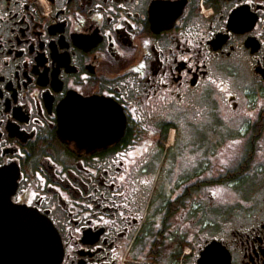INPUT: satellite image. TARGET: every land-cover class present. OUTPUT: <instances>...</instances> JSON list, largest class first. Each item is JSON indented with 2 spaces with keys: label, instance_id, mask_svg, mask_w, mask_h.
Segmentation results:
<instances>
[{
  "label": "flooded vegetation",
  "instance_id": "obj_1",
  "mask_svg": "<svg viewBox=\"0 0 264 264\" xmlns=\"http://www.w3.org/2000/svg\"><path fill=\"white\" fill-rule=\"evenodd\" d=\"M259 4L0 0V168L60 264H264Z\"/></svg>",
  "mask_w": 264,
  "mask_h": 264
},
{
  "label": "water",
  "instance_id": "obj_2",
  "mask_svg": "<svg viewBox=\"0 0 264 264\" xmlns=\"http://www.w3.org/2000/svg\"><path fill=\"white\" fill-rule=\"evenodd\" d=\"M2 169L4 172L0 173V207L5 209L2 210L6 215L3 222L7 228L0 230L3 234L0 236V264H57L59 254L62 258L58 237L32 214L35 210L29 211L24 204L10 203L8 197L10 199L14 190L17 172L12 173L10 167Z\"/></svg>",
  "mask_w": 264,
  "mask_h": 264
},
{
  "label": "snow or ice",
  "instance_id": "obj_3",
  "mask_svg": "<svg viewBox=\"0 0 264 264\" xmlns=\"http://www.w3.org/2000/svg\"><path fill=\"white\" fill-rule=\"evenodd\" d=\"M244 2H245V0H242V3H244ZM251 2H252V0H247V3H251ZM157 3H158V0H153V5H152V7H155V5H156ZM259 6H264V0H260V4L257 5V7H259ZM172 7H173V5L170 4V9H171ZM233 7H235L236 11L233 13L232 23H231L230 26H232V27L236 28L237 30H239V28H240V23H241V18H242V17H247V18H248V22H249L250 20H251V22H254V19L251 17V13L249 12V10H248L247 8L240 7V6H238V5H234ZM145 43H147V41H145ZM180 59H182V60H187V59H189V57L182 56V57H180ZM143 67H144V65L141 64V65H140V68L136 69V71L139 72ZM2 87H3V85H0V88H2ZM106 95H108V96H112V93L109 92V93H107ZM96 103L99 104V105H101V106H112V109H115V106L112 105V101H111V100L98 99V100H96ZM246 115H247L248 117H250V118L253 117V113H252V112H248ZM233 143H239V141H234ZM223 162H224L225 164L228 163V161H226V160L223 161ZM2 172H4V169L0 168V173H2ZM119 179H120L121 181H123V180L125 179V177H124V176H120ZM144 183H148V181H144ZM15 199H16V200H19L20 198H19V197H16ZM8 200L10 201V203H11L12 205H19V204H17V203H13L12 200L9 199V197H8ZM27 203H28L29 205H31V204H32V200H28ZM27 209H28L29 211L35 210L32 214H33L34 216H36V218H37L38 220H40L41 222H43V223L45 224V227H47L48 230H49L54 236L58 237V241H57V243H58V246H59L60 241H59V236H58V233H57V228H56V226H55L51 221H49L48 219H46V217H45L44 215H41L40 212H39L38 210H36L34 207H28ZM88 215H91V214H88ZM100 222L107 223L106 221H98V223H100ZM75 231H76L77 233H79V232L81 231V228L78 227V228L75 229ZM189 239H191V238H189ZM212 252H213V249L209 247V249L203 254V259H202V261H201L202 264H203V262L205 261V257L208 256V255H211ZM60 260H61V255L59 254L58 257H57V264H60Z\"/></svg>",
  "mask_w": 264,
  "mask_h": 264
},
{
  "label": "rangeland",
  "instance_id": "obj_4",
  "mask_svg": "<svg viewBox=\"0 0 264 264\" xmlns=\"http://www.w3.org/2000/svg\"><path fill=\"white\" fill-rule=\"evenodd\" d=\"M42 7L44 8V10H46L47 8L45 7V5H42Z\"/></svg>",
  "mask_w": 264,
  "mask_h": 264
}]
</instances>
